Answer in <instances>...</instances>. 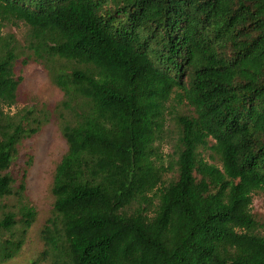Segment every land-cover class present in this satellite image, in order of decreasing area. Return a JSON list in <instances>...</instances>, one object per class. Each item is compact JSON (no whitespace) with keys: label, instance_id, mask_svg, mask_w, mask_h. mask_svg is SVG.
<instances>
[{"label":"trees","instance_id":"obj_1","mask_svg":"<svg viewBox=\"0 0 264 264\" xmlns=\"http://www.w3.org/2000/svg\"><path fill=\"white\" fill-rule=\"evenodd\" d=\"M20 59L53 112H11ZM52 120L67 149L33 264H264V0H0V264L37 220L18 146Z\"/></svg>","mask_w":264,"mask_h":264},{"label":"rangeland","instance_id":"obj_2","mask_svg":"<svg viewBox=\"0 0 264 264\" xmlns=\"http://www.w3.org/2000/svg\"><path fill=\"white\" fill-rule=\"evenodd\" d=\"M4 31L6 34L15 35L19 42L24 43L28 27L23 22L14 21L8 24ZM16 74L23 80L18 90L17 103L11 112L31 106L53 112L55 106L61 101L62 94L51 83L45 68L40 63L31 60L24 64L23 59H20L16 65ZM172 107L179 112L185 110L183 106L176 103H172ZM172 134L173 130L168 129L163 135L162 145L165 154L169 153ZM66 149V143L55 120L45 124L36 135L24 140L18 146L10 173L15 180V187L18 188L24 180L26 184L24 196L28 203L36 209L37 220L29 231L21 254L7 264H33L34 261L39 260L40 253L44 249L41 231L50 217L53 205L51 194L53 174ZM172 177L173 173H168L165 179ZM13 202L10 201V203ZM252 213L259 223L264 224V192L254 195ZM259 232L264 236V229H260Z\"/></svg>","mask_w":264,"mask_h":264}]
</instances>
